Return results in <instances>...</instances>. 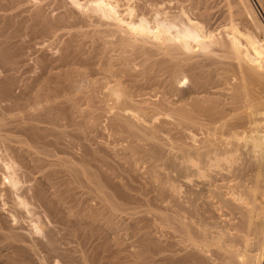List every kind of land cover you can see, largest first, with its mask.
I'll return each mask as SVG.
<instances>
[{"label":"bare ground","instance_id":"1","mask_svg":"<svg viewBox=\"0 0 264 264\" xmlns=\"http://www.w3.org/2000/svg\"><path fill=\"white\" fill-rule=\"evenodd\" d=\"M7 1L0 0V13L5 14H0L2 70L5 68L11 72L10 69L15 70L16 65L19 66L20 62L16 63V58L19 57L10 51L15 49L17 52L12 43L25 32L27 35L30 33L40 38L43 35H45L43 38H48L52 34L56 39L57 37L60 39V36L68 38L65 40L64 56L61 57L59 65L51 67L53 64L51 65L50 61H46L48 63L43 61L44 66L50 62V66L47 65L45 70L43 69L48 75L43 76L45 79L40 75L39 78L34 77L31 85H25V91H22V94L24 92L26 95L23 96L27 98L25 103L18 102L22 96L17 94L19 98L17 97V103L14 101L13 108L20 112L21 118H18L19 115L14 121L19 119L24 121V125L18 126L21 124V122L18 124V121L15 127L20 129L16 132L20 136L14 135L16 129L11 132L10 123L8 120L5 121L9 115L6 114L7 118L1 117L2 114L0 116V240L3 237L6 240L5 246L0 249L7 251L0 261L4 259L3 264H78L76 261L79 260L75 261V257L69 255L71 250L66 253L67 251L59 248L68 241L66 239L72 237V240L69 239L72 244L75 239L74 242L83 247L94 239L92 235L96 232L97 235L106 237L109 231L114 230L113 233H116L118 229L116 227L121 229L122 226L117 225L120 222L119 225H122L123 222L118 220V216L125 208L129 211L127 212L130 217L135 214H142L141 216L145 217L155 210L151 208L154 205H151L153 201L146 198L149 194L146 186L145 192L143 188L136 192L130 187L134 191L129 189L134 193L131 194L127 192L128 190H123L126 186L122 188L124 192L117 191L114 188L118 185L111 181L113 186L116 185L111 191L110 182L107 187L105 184L108 183H103L97 173H93L88 165L81 163L85 160L76 159L80 162L76 160L73 162V157L71 160H65L67 156L65 159L54 158L56 162L51 159L56 157L53 147L58 142L51 138L54 134L46 135L49 129L43 126L42 130V124L48 123V128L53 126L49 131L55 132L57 137L58 131L67 137L66 127L61 128L63 124H60V119H68L72 124L70 126L68 123L69 127L73 128L74 125L78 129L79 135L74 134L84 136L89 133H85L88 128L83 130L81 126L86 125L87 121L80 125L79 118V121L85 117L93 119L92 121L95 120L96 123L91 121L90 124L97 125L98 118L106 117L107 120L104 122H109L110 130L122 133L121 138L126 134L128 142L132 140L133 144L129 143L126 148L129 154L135 151L136 155L139 150L140 154L143 153L145 156L144 159L149 157L164 162V165H171L172 169L176 170L175 182L179 184L177 191L173 189V193L176 191V194L173 197L174 205L169 210L171 212L164 213L167 208L169 209L166 206V209L160 208L163 213H155L158 215L160 227L163 226L164 230L165 228L173 230L171 232L178 242L174 239L175 244L162 242L157 243L159 246L156 245L149 235L150 232H143L144 227L141 228L143 225L146 226L147 220L150 223L149 219L147 217V220L142 219L145 222L140 226L141 218H133L134 223H130L133 229L131 231L137 239V244L142 247L138 253L134 251L135 258L137 257L134 260L135 264H147L152 258L155 259L151 253L154 245L158 246L154 251L161 252L160 259L153 260L157 264L159 261L160 264H264V24L250 0H225L228 11L224 16H217L218 13L212 12L214 9H210L207 0H50L52 2L50 5L54 1L56 6L53 10L56 8L65 11L49 21L46 17L48 15L44 14L46 11H43L45 6L42 8L39 4L31 11L34 16L29 13L30 18L27 17V22L23 20L25 17L20 19L22 22L18 19L19 16H16L18 20H15L14 13L10 11L13 4L11 6L8 1V5L11 6L8 8ZM173 1L175 5L172 7ZM260 1L264 6V0ZM68 5L71 8H67ZM7 8L10 9L11 16L9 12L5 13ZM28 22L33 24L28 25ZM29 29L33 34L27 31ZM85 45H89V51L84 50ZM72 52L77 61H80L81 66L78 68L75 57H71ZM198 57L202 60L197 59ZM72 65L76 67L73 68ZM58 68L63 70L53 71ZM8 84L7 87L10 85ZM7 89L0 90L1 104L3 99H6L5 104L11 103L8 99L11 95L12 102L15 100L14 93ZM24 97L20 100H25ZM81 102L84 103V108L81 107L83 104ZM6 106L1 107H4V110ZM10 108L8 106L6 110ZM13 108L12 111H15ZM43 112L48 115L45 117ZM15 114L18 115L17 112ZM10 115L12 118L9 121L15 123L16 121L12 120L15 116L11 113ZM62 122L66 124V121ZM4 125H7L6 127L9 125L10 130L7 128V131L15 137L6 134L8 132ZM45 128L47 132H44ZM64 131L66 132L63 133ZM162 134L173 136L170 146L176 151L174 154L172 153L174 151H170L172 153H169L170 155L167 154L168 144L164 143ZM48 137L55 140V144ZM184 138L186 141L191 139L192 143L186 144ZM61 140L63 139L59 141ZM143 143L148 144L144 146V150ZM58 146L62 147L63 153L68 148L62 143ZM146 146L149 148L145 149ZM129 148L132 150L129 151ZM62 150L55 151L59 154ZM81 154L84 155L85 152ZM138 154L137 160L143 157L142 154L140 157ZM98 155L90 156L97 158L100 156ZM100 157L103 158L102 155ZM95 158L93 160H96ZM108 160L105 159L104 163L98 161L105 164ZM94 166L95 164L92 167ZM118 169L112 167L111 170L117 172ZM64 175L67 178L71 177L73 180L70 179L69 182H73L67 183V178L63 179ZM108 175L112 176L109 172ZM153 176L152 179L157 178ZM118 177L119 175L117 177L115 175V178ZM79 186L87 187L88 191L83 192L90 196L87 197V193H84L86 196L81 195L83 192L78 190L83 188ZM114 190L128 198L130 202L124 200L127 204L130 203L128 205L130 207L120 203L123 199H118V202ZM75 191L76 194L81 193L77 205H81L80 199L83 196L86 200H92L90 197L93 196L94 200L88 202L91 204L97 198L100 210L97 206V209L91 206L90 208L94 207L95 211H92L93 208L90 209L92 213L90 216L88 214L90 210L86 209L89 206L84 210L83 204L81 207L79 205L83 211L77 209ZM158 197L154 199L156 205ZM151 199L153 200V197ZM86 200L83 201L88 203ZM148 200L151 206L146 202ZM133 201H136L138 206ZM79 210L88 212L86 216H89V220L86 221L85 212L82 215ZM99 222L106 225L100 227ZM53 224L58 228L60 226L62 234L66 229L65 234L68 238L65 234L62 237L66 238L65 241L62 242L61 233H57L60 230L56 232L58 236L54 232L55 228L53 231L47 228ZM94 226H99L97 229L100 231L95 229V232ZM84 227L87 233L83 232ZM109 233L111 237V232ZM58 238L62 243L58 242ZM98 238L95 237L96 240ZM111 243L110 246L114 244ZM86 248L88 249L87 246ZM3 251L0 250V253H4ZM93 259L97 260V256ZM83 260L85 262L80 260V264H97L87 257ZM115 262L113 261L114 264ZM111 263L109 261L107 264Z\"/></svg>","mask_w":264,"mask_h":264},{"label":"rangeland","instance_id":"2","mask_svg":"<svg viewBox=\"0 0 264 264\" xmlns=\"http://www.w3.org/2000/svg\"><path fill=\"white\" fill-rule=\"evenodd\" d=\"M8 1H10V3L8 2ZM7 1V7L9 6V7H11L12 6V4H13V6L10 8V9H12V10H10V11H12L11 13H14L13 15L15 16L14 18H15V20L17 21L18 19L20 20L21 18L23 19V17H25L23 20H24V22L26 21V19H27V17H29L30 15H29V13L31 14V11L34 9V8H36L37 6H39V4L40 5H42V8H43V6H45L44 8L46 9V10H44V8H43V11L45 12L44 14H45V16H46V14L48 15V16H46V17H48L47 19L49 20V21H52L53 19H55L58 15L57 14H59V13H61V12H63V11H65V10H63V9H57L56 10V8H54V10H53V7H56V6H54L55 4H54V1H53V4L52 5H50L52 2L50 1V0H45L46 1V3H48L47 5L49 6H47L46 4H45V2L42 0V2H43V4H42V2H39L40 0H15V1H13V0H8ZM59 1H61V0H59ZM16 2V3H15ZM56 2H58V1H55V3ZM176 2V1H175ZM250 2H251V4H252V6H253V8L255 9V11H256V13H257V15L260 17V20L262 21V23L264 24V6H262L261 4V1L260 0H250ZM8 3L11 5H8ZM207 3H208V5H210V9L211 10H213L212 12H216V14H217V16H224V15H226L227 14V11H228V9H227V6H226V3H225V0H207ZM175 5V3H174V1H173V3H172V7ZM165 5V4H164ZM166 5L168 6V7H171V6H169V3L167 4L166 3ZM176 5H177V3H176ZM69 7H67V8H71V6L70 5H68ZM8 7V8H9ZM14 7H16V8H14ZM41 7V6H40ZM166 7V6H165ZM212 7V8H211ZM8 8H7V11L5 12V13H7V12H9V10H8ZM67 8H65V9H67ZM74 9V8H73ZM14 10V11H13ZM36 10V9H35ZM56 10V11H55ZM76 10V9H75ZM26 12V13H25ZM35 12V11H34ZM78 12V11H77ZM4 13V12H3ZM3 13H0V14H2V15H5V14H3ZM15 13H18V14H15ZM10 16H11V14H10V12L8 13ZM8 14H6V15H8ZM20 14V15H19ZM33 14V13H32ZM31 14V15H32ZM221 14V15H220ZM8 15V16H9ZM12 15V16H13ZM22 15V16H21ZM16 16H19V18L18 17H16ZM33 16H34V14H33ZM33 16H32V18H33ZM1 18V17H0ZM18 18V19H17ZM30 18V17H29ZM34 19V18H33ZM50 19H52V20H50ZM0 20H2V19H0ZM29 20V19H28ZM30 20H32V19H30ZM21 21V20H20ZM19 21V22H20ZM22 22V21H21ZM27 22V21H26ZM32 22V21H31ZM29 23L30 22H28V25H29ZM33 24V23H32ZM31 23H30V25H32ZM28 32H31V34H33V32H32V30L30 31V29L29 30H27ZM25 32V31H24ZM23 32V33H24ZM26 33V32H25ZM24 33V34H25ZM22 34L21 36H19V37H21V38H17L16 39V42H13L12 44H13V46L14 47H16L17 48V52L19 53H17L16 51H15V49H14V47H12L11 46V44H10V46L12 47V49H14V51H10V52H13V54H15L16 56H18L19 58H16V56H15V58H16V63L18 64V62H20V64H19V66L18 65H16L17 67L15 68V70L17 69V71H15V70H11L10 69V71L12 72H9L8 70H5V68L2 70L1 68H0V90H1V88L3 89H7L8 87V91H9V89H10V93H14L13 94V97L15 98V100H13V102H12V95L10 96V97H8V99L11 101V103L9 102V101H7V102H9V103H7V104H5L6 103V99H3L1 102H2V104L0 103V112H2V113H0V116H1V114H2V116L1 117H3V118H7L8 117V115H9V118H7V119H5V121L6 120H8V122L10 123V129H11V132L12 131H14L16 128L15 127H17V125L18 124H20V122H21V124L20 125H18V126H22V124L24 125V121L22 122V121H17V120H15L14 121V119H16V117H18L20 114V112H18L16 109H14L13 108V106H15V103H14V101L17 103V101L16 100H18L17 99V97L19 98V96L18 95H20V96H22L20 99H22L24 96H26L25 95V93L23 92V94H22V91L26 88L25 87V85H27V86H29V85H31L32 84V82L31 81H33L35 78H39L38 76L40 75L41 77H46V75H48V74H46V73H48L47 71H45L44 72V70H45V67L48 65V64H45L46 66H44V64H43V61L44 62H46V61H50L51 62V65L53 64V66H51V67H55L54 65H59V61H60V59H62L61 57H63L64 56V52L63 51H65L64 50V48H63V46L65 45V43H66V41L65 40H67V38L65 39L64 38V36H60L61 38L59 39V37H57V39H56V37H54L55 35H51L50 37L48 36V38H43L45 35H43V37L41 36V38L39 37V36H36L35 37V35H30V33H28V35L27 34ZM36 35H37V33H36ZM39 35V34H38ZM48 35H50V34H48ZM24 36V37H23ZM65 36H67V35H65ZM28 37V38H27ZM46 37H47V35H46ZM24 38V39H23ZM46 39V40H45ZM112 40H113V38H112ZM15 41V40H14ZM23 41V42H22ZM27 42V43H26ZM22 43V44H21ZM63 44V45H62ZM25 45V46H24ZM9 46V45H8ZM9 46V48H10V50H11V47ZM34 48H33V47ZM87 46H88V48H87ZM85 45V47H84V50H90V47H89V45ZM61 48L63 49V50H61ZM30 50V51H29ZM88 51H85V52H87L88 53ZM24 52V53H23ZM17 53V54H16ZM21 54V55H20ZM26 54V55H25ZM118 53H116V55H117ZM31 55V56H30ZM46 55H48V56H46ZM62 55V56H61ZM65 55H66V53H65ZM72 55H74V56H72ZM71 57L73 58V57H75V54H73V52L71 53ZM44 58V59H43ZM38 59V60H37ZM197 59H199V60H202V58L200 57H198ZM40 62V64L38 65V62ZM39 60H41V61H39ZM75 61H77L78 59H76V57H75V59H74ZM139 60V59H138ZM137 60V61H138ZM24 61V62H23ZM53 61V62H52ZM50 62H49V65L48 66H50ZM140 61H138V63H139ZM46 63H48V62H46ZM41 64H42V66H41ZM75 64H77L78 66L76 67V65L75 66H71V67H76V68H78L79 66H81V64H80V61H77V62H75ZM80 64V65H79ZM23 66V67H22ZM29 66V67H28ZM43 66H44V68H43ZM138 66V65H137ZM26 67V68H25ZM32 67V68H31ZM38 67V68H37ZM57 67V66H56ZM138 67H141V66H138ZM40 68V69H39ZM42 68V69H41ZM67 68V67H66ZM81 68V67H80ZM7 69V68H6ZM44 69V70H43ZM140 68H138V70H139ZM5 70V71H4ZM56 70H58L57 72H59L60 70H63V69H54L53 71H55L56 72ZM135 70H137V68L135 69ZM7 71V72H6ZM27 71V72H26ZM4 72H6V73H4ZM35 72V73H34ZM42 72H44V73H42ZM8 73V74H7ZM39 73V74H38ZM4 74V75H3ZM41 74H45V75H41ZM14 76V77H13ZM3 77V78H2ZM12 77H13V79H12ZM35 77V78H34ZM43 77V79H45ZM6 78H7V80H6ZM8 78H10V79H8ZM19 80H18V79ZM28 78V79H27ZM34 78V79H33ZM43 79H41V80H43ZM9 80V81H8ZM14 80V81H13ZM18 81V82H17ZM22 81V82H21ZM29 83H28V82ZM3 82V83H2ZM5 82V83H4ZM13 82V83H12ZM30 82H31V84H30ZM7 83H9L8 85V87L6 86V84ZM12 83V84H11ZM25 83V84H24ZM5 85V87H3L4 85ZM12 85V86H11ZM10 86H11V88H10ZM25 87V88H24ZM16 88V89H15ZM186 88V87H185ZM220 88H222V87H220ZM28 89V88H27ZM26 89V92L28 91ZM6 90V91H7ZM11 90H13V91H11ZM25 91V90H24ZM10 93H9V95H10ZM21 93V94H20ZM18 94V95H17ZM24 95V96H23ZM18 100V102L19 101H21L22 103H25L26 102V100H27V98H25L24 97V99L25 100ZM4 101H5V103H4ZM21 102H20V104H21ZM4 103V104H3ZM14 105H13V104ZM81 103H83V102H81ZM12 105V106H10V105ZM7 105V106H6ZM84 103L83 104H81V107H83L84 108ZM1 106H6V108H8V106H9V108L10 107H12L13 108V110H15V111H12V108H10V109H8V110H6V108L3 110V108L4 107H1ZM80 107V108H81ZM87 106L85 105V108H86ZM10 110H11V112H10ZM6 113H5V112ZM8 112H10L13 116H15V118L13 117V121L15 122V123H13V122H11V120L9 121V119H11L12 118V116L10 115V113H8ZM13 112V113H12ZM17 112V114L18 115H16L15 113ZM3 113H5V114H3ZM44 113V112H43ZM43 113H42V116H43ZM6 114H8V115H6ZM44 115H45V117H46V115H48L47 113H44ZM5 116V117H4ZM81 117V116H80ZM18 118H21V115L18 117ZM81 118H83V117H81ZM101 118H103L102 119V121L100 120ZM101 118H98L97 119V121H98V123H97V125L96 124H93V125H91L90 124V122L93 120H91V119H88V118H86L85 117V119L83 120V119H81V121H79L80 120V118L78 119V117H77V119H78V122H80V125L81 124H85V121H87L86 122V125H83V126H81V128H83V130H85V129H87L88 128V130H85V133L86 132H89V133H87L86 135H84V136H76V135H79V132H77L78 131V129L73 125V128L72 127H69V125L71 124L70 122H69V120L68 119H64V120H62V119H60L61 121H66V124L65 123H61V121H60V124H63V125H61V128H65L66 127V131H67V133L68 134H66V136L67 137H65V136H63V135H65V134H62V132H60V131H58L59 133H58V137H57V134H55V132L53 133V131H49L52 127H50V128H48L49 126H47V124H42V130L44 129V127L43 126H46L47 127V129H49L48 130V132H47V130H46V128H45V130H44V132H47V134L46 135H48V136H51V134L50 133H52V135L54 134V136H51V138L53 137L58 143H56V145H54L55 144V140H52L50 137H48V139L49 140H51V141H53V145H54V147H60V148H57L58 149V152L60 151V150H62V147L61 146H58V145H60L61 143L62 144H64V146L67 148V150H65V147H63L64 148V153L66 154H64L63 153V150H62V152L61 153H59V154H57L58 152L57 151H55V150H57L56 148H54L53 147V149H55L54 150V153H55V155H56V157L54 156L53 158H51V159H53V160H57V157H60L61 159L64 157V159H65V157L67 156V158L65 159V160H71V158H72V161L74 162L76 159H79V160H85V162H81V163H84V164H86V165H88V167L89 168H91V170H92V172L93 173H97V175L99 176V178H101V181H104L103 183H108V182H110V184L112 185V183H111V181L113 182V184H116V185H118L117 187H115L116 185H112L111 187H109V189L111 190V191H113V188L114 189H117V191L119 190H121V192H124L125 190H128L127 192H130L131 194H134V193H132V192H134L133 191V189L134 190H136V192H137V190H140V189H144L145 188V186H146V188L145 189H148V191L147 190H143L144 192L145 191H147L148 193H146V195L148 194V196H150V197H146V198H148L152 203H151V205H153V206H151L150 205V201L148 200V201H146V202H149V205L151 206V208H152V210L153 209H155V210H151L152 212L151 213H148V214H146L145 215V217H142L141 215L142 214H135V215H133L132 217H130L129 216V211L127 210V208H125L124 209V212H125V214H124V212H122V213H120V217L118 216V220L119 221H122L123 223H124V225H123V223H122V225H119V224H121V222L117 225V226H122V228L120 229L119 227H116V233H113V232H115L114 230H112V231H109V232H111V237L109 236L110 235V233L109 232H107V236L106 237H104V236H102L101 237V235H97L96 233H98V232H96V230H98V231H100V229H97V228H99V226H94V227H96V228H94V231L96 232V233H94L92 236H93V238L95 239V237L96 238H98V237H100V238H98L97 240L95 239H90V240H92L94 243H96V244H94L92 241H90V243H88V244H84V245H86L87 247H88V249L86 248V246H83V247H81V245L80 244H78L77 242L75 243L74 241H75V239H73V244H72V242L69 240V239H71L72 240V237H67L68 235L67 234H65L67 231H66V229L65 230H63V232L65 231V233H63L62 234V230H61V228H60V226L59 225H57V226H59V228L58 227H55V224H53V225H48V227L47 228H49L50 230H52L53 231V229L55 230L54 232L56 233L58 230H60V232H57V233H61V238L64 236V234L66 235V237L68 238V239H66L65 237V239L66 240H68V241H65L64 240V238H62L63 240H62V242L63 241H65V243H63L62 244V246H60V243H62L61 242V239H59L58 238V242H60L59 244H58V246H60L59 248L61 249V250H65V251H67L66 253H69V251H70V256H74L73 258L75 259V261L76 260H81V261H83V262H85L83 259L85 258V257H87V258H89V259H92V260H94L93 258L95 257L96 258V256H97V260H98V257H99V259L101 260V261H103V263L104 264H107L109 261H110V263L111 264H114L113 263V261L115 262H117V260H118V262H117V264H120L121 262H122V264L123 263H125V264H135V261L134 260H136V258H135V256H136V251H137V253L139 252V251H141V249H142V247L140 246V244H137V239H135L136 237L135 236H133V233H132V231H133V229H132V226H130V223L132 224V223H134V221H133V218H141V222H140V226L143 224L142 222H145L144 220H147V218L149 219V221H150V223L148 222V220H147V224L145 223V225L146 226H142L141 228H143L142 229V231L143 232H150L149 233V235H151L150 237H151V239L153 240V241H155V243H156V245H158V244H162V242H163V244H175V242L177 241L178 242V240L174 237V235H173V232H171V231H173V230H171L170 231V229L168 230V228H165L166 230H164V227L162 226V227H160L161 226V224L159 225V221H158V215H156V214H159V213H163V210L162 209H164L166 206L167 207H169V209L167 208H165L166 209V211H164V213H166L167 211H169V210H171L170 209V207H173V205H174V198L173 197H175L174 195L176 194V191L178 190L177 188L179 187V186H177V185H179V184H177L175 181V178L177 177V176H175V168L174 169H172V166L171 165H164V162H162V161H159V160H157V159H155V160H157L156 162H155V160L154 159H152V158H149V157H147V158H145L144 159V157L145 156H143V153H141L140 154V151L138 150L137 151V154H138V152H139V154H138V156L139 155H141V156H143V157H140V159L139 160H137L138 158H137V154L135 155V151H132V153H134V155L135 156H133V154L130 152V154H129V152L128 151H126V148L129 146V143L130 144H133L132 143V140L130 139V141L128 142V140H129V138H127V136H126V134H123V135H125L126 136V138H125V136L124 137H120V136H122V133H118V132H113L112 130H110V128L108 127L109 126V122H107V121H105L104 122V120H107V118L105 117H101ZM76 119V120H77ZM88 119V120H87ZM4 121V123H8V122H5ZM68 121V122H67ZM17 122H18V124H17ZM25 122H27V120L25 121ZM93 122V121H92ZM91 122V123H92ZM94 122L96 123V121L94 120ZM93 122V123H94ZM68 123H70V124H68ZM90 124V125H88V124ZM107 123V124H106ZM64 124H65V126H64ZM68 124V127L66 126ZM159 124V123H158ZM95 125V126H94ZM7 125H4V127L6 128H4L6 131L9 129L8 127H9V125H8V127H6ZM51 126V125H50ZM70 126H72V124L70 125ZM84 126H86L85 128H84ZM90 126H94L93 127V129H91L90 128ZM97 126V127H96ZM8 128V129H7ZM19 128V127H18ZM61 128H59V130H63V129H61ZM74 128H76V129H74ZM9 129V130H10ZM13 129V130H12ZM70 130V131H68V130ZM75 131H74V130ZM89 129H91V130H89ZM18 130V131H17ZM19 130L20 129H16L15 130V133H14V135H16V136H20V134L18 135L16 132H19ZM6 131H3L4 133L6 132ZM66 131H64L63 133H65ZM94 131V132H93ZM8 132V131H7ZM10 131L8 132V133H6V134H8L9 136L12 134ZM9 133H11V134H9ZM72 133V134H71ZM74 133H78V134H74ZM91 133V134H90ZM106 133V134H105ZM42 134H45V133H42ZM50 134V135H49ZM60 134H61V136H60ZM121 134V135H120ZM14 135H11V136H14ZM69 135H70V137H69ZM90 135V136H89ZM94 135V136H93ZM162 135H164L163 136V140L165 141L164 143H167L168 144V146H167V154H174L176 151L175 150H173L172 148H171V144H172V141H173V136L172 135H169V134H162ZM169 135V136H168ZM56 136V137H55ZM60 136V137H59ZM93 136V137H92ZM117 136V137H116ZM15 137V136H14ZM62 137V138H61ZM78 137H80V138H78ZM84 137H87L86 139L84 138ZM58 138V139H57ZM74 138V139H73ZM77 138V139H76ZM83 138H84V140H83ZM93 138V139H92ZM60 139H63V140H61V142L59 141ZM80 140V141H79ZM123 140H124V142H123ZM189 140V139H188ZM191 140V139H190ZM186 141V139L184 138L183 139V141L186 143V144H190V143H192V141ZM55 141V142H54ZM81 141H83V142H81ZM174 141H176V136H175V139H174ZM99 142H100V144H99ZM75 143V144H74ZM89 143V144H88ZM79 144V145H78ZM96 144V145H95ZM104 144V145H103ZM118 144V145H117ZM127 144V145H126ZM140 144V143H139ZM138 144V145H139ZM147 143H143L142 144V148H143V150H144V146L146 145ZM2 145V144H1ZM76 145V146H75ZM101 145H103V146H101ZM110 145V146H109ZM148 145V144H147ZM3 146H4V144H3ZM63 146V145H62ZM84 146H85V148L86 149H84ZM89 146H90V148H89ZM131 146V145H130ZM141 146V145H140ZM72 147V148H71ZM75 147V148H74ZM124 147V148H123ZM88 148V149H87ZM91 148H94V149H91ZM97 148V149H96ZM112 148V149H111ZM120 148V149H119ZM149 148V146L147 147H145V149H148ZM169 148H170V150H169ZM123 149H125V151L123 150ZM172 149V150H171ZM69 150H70V152H69ZM108 152H107V151ZM111 150V151H110ZM121 150V151H120ZM132 150V149H131ZM130 150V148H129V151H131ZM92 151H95L94 153L92 152ZM172 151H174V152H171ZM67 152H69V153H67ZM79 154H77V153ZM85 152V154L83 155V154H81V153H84ZM99 152V153H98ZM126 152V153H125ZM143 152V151H142ZM76 153V154H75ZM87 153H91V154H87ZM93 153V154H92ZM62 154V155H61ZM68 154H70V155H68ZM71 154H73L72 156H71ZM94 154H99L100 156L102 155L103 156V158L102 157H100L99 155V157H100V159H97V158H99V157H97V158H95L96 160H93L94 158H93V156H90V155H94ZM108 156H107V155ZM169 154V155H170ZM59 155V156H58ZM62 157H61V156ZM82 156V158H81V156ZM107 156V157H106ZM110 156V157H109ZM133 156V157H132ZM69 157V158H68ZM88 157V158H87ZM93 158L92 160H90L91 158ZM105 157V158H104ZM109 157V158H108ZM115 157V158H114ZM55 158V159H54ZM128 158V159H127ZM135 158V159H134ZM142 158L144 159V160H142ZM86 159H87V161H86ZM101 159H103V160H101ZM105 159L107 160V159H109L108 161H106L105 162V164H102L101 162H103L104 163V161H105ZM114 159V160H113ZM149 159H151V160H149ZM52 160V161H53ZM56 160L54 161V162H56ZM90 160V161H89ZM101 161V162H99V161ZM130 160V161H129ZM135 160V161H134ZM150 162H149V161ZM154 160V161H153ZM77 161V160H76ZM92 161H93V163H92ZM110 161V162H109ZM127 161V162H126ZM142 161V162H141ZM147 161V162H146ZM78 163L80 162V161H77ZM77 162H75V163H77ZM99 162V163H98ZM137 162V163H136ZM88 163V164H87ZM92 163V164H91ZM110 163H112L111 165H110ZM154 163V164H153ZM91 164V165H90ZM95 164V166H96V168H94V167H92L93 165ZM100 164V165H99ZM114 164V165H113ZM113 165V166H112ZM141 165V166H140ZM119 166V167H118ZM135 166V167H134ZM151 166V167H150ZM152 166H154L153 168H152ZM99 167V168H98ZM112 167H114V169L115 170H117L118 168V173L117 172H114V170L112 171L111 169H112ZM115 167H117V169L115 168ZM132 167V168H131ZM171 167V168H170ZM126 168V169H125ZM148 168V169H147ZM104 169V170H103ZM109 169V170H108ZM130 169V170H129ZM156 169V170H155ZM103 170V171H102ZM127 170V171H126ZM153 170H155V171H153ZM158 170V171H157ZM112 171V172H111ZM121 171V172H120ZM162 171V172H161ZM105 172V173H104ZM107 172V173H106ZM108 172H109V174H112V176L114 177V178H112V176L111 175H108ZM152 172V173H151ZM115 173V174H114ZM140 173V174H139ZM150 173V174H149ZM102 174V175H101ZM104 174V175H103ZM119 175V177L118 178H115V175H116V177ZM131 174V175H130ZM160 174V175H159ZM69 175V174H68ZM67 175V176H68ZM107 175V176H106ZM145 175V176H144ZM148 175V176H147ZM153 175H155V176H153V178H158L159 176V178L157 179H152V176ZM172 175V176H171ZM101 176V177H100ZM106 176V177H105ZM151 176V177H150ZM171 176V177H170ZM66 177V175H64V177H63V179ZM103 177H105V178H103ZM107 177L110 179V181H109V179H107ZM143 177V178H142ZM170 177V178H169ZM173 177V178H172ZM67 178V177H66ZM144 178H145V180H144ZM166 178V179H165ZM71 179V177H69V178H67L66 179V181H67V183L69 182V180ZM104 179H107V180H104ZM112 179H114V180H112ZM120 179V180H119ZM124 179V180H123ZM144 180V181H142V180ZM159 179H161V180H159ZM71 180H73V179H71ZM153 180V181H152ZM156 180V181H155ZM114 181H115V183H114ZM163 181V182H162ZM71 182H73V181H70L69 183H71ZM116 182H119L118 184L116 183ZM135 182H137V183H135ZM139 182H141V183H139ZM149 182V183H148ZM151 182V183H150ZM153 182V183H152ZM154 182H155V184H154ZM158 183V184H157ZM84 184V183H83ZM109 183L108 184H105L107 187L110 185ZM121 184V185H120ZM141 184V185H140ZM152 184H154V185H152ZM157 184V185H156ZM80 185V184H79ZM82 185V184H81ZM85 185V184H84ZM129 185V186H128ZM149 185H150V187H149ZM160 185V186H159ZM173 185V186H172ZM122 186H124V187H122ZM125 186H126V189H123L122 190V188H125ZM127 186L129 187V188H127ZM156 187V188H153V187ZM158 186H159V189H158ZM165 186V187H164ZM168 186V187H167ZM172 186V187H171ZM177 186V187H176ZM130 187H132L133 189H131ZM140 187V188H139ZM79 188H83V189H80V190H78V192L79 191H81V192H83V191H88V188L86 187H83V186H79ZM85 188V189H84ZM121 188V189H120ZM139 188V189H138ZM166 189V190H163V189ZM87 189V190H86ZM132 191H130V190ZM150 189V190H149ZM154 189H155V191H154ZM176 190L175 191V194L173 193L174 192V190ZM162 190V191H161ZM77 191V190H76ZM76 191H75V201H76V205H77V199H79L80 197H81V195H85L87 192H83V194H81V193H78V194H76ZM115 191V190H114ZM142 191V190H141ZM140 191V192H141ZM142 191V192H143ZM152 191V192H151ZM127 192H125V193H127ZM135 192V193H136ZM139 192V191H138ZM85 193V194H84ZM114 193H118V192H114ZM150 193H153V194H150ZM156 193V194H155ZM162 193V194H161ZM81 194V195H80ZM145 194V193H144ZM143 194V197L145 198V195ZM167 194H169V195H167ZM87 195V197H89L90 195H88V193L86 194ZM85 195V196H86ZM115 195V194H114ZM119 195V196H118ZM158 195H159V197H158ZM160 195H162V196H160ZM117 197V200L119 199V200H121V199H123V201H120V203H122V204H124V206H128L130 203H126V201L128 200V198H124L125 197V195L123 194V195H121V193L120 194H117L116 195ZM120 196H122V197H120ZM158 197V200L156 201L157 202V205H156V203H155V200L157 199V197ZM177 196V195H176ZM77 197V198H76ZM79 197V198H78ZM119 197V198H118ZM153 197V200L151 199ZM161 197L163 198V199H161ZM169 197H171V199H172V201H170L171 199L169 198ZM90 198H92V200H94L93 199V196H91ZM156 198V199H155ZM177 198V197H176ZM88 199V198H87ZM126 201H125V200ZM155 199V200H154ZM165 199V200H164ZM81 200V205H80V207L81 206H83V204L85 205V207H84V210H85V208L87 207V206H89V207H87L86 209H92V211H95L94 210V207L97 209V207L99 208L100 206H97V205H100V202H98L97 203V201H98V199L97 198H95V201L94 202H91V204H89V202H88V200H91V199H88V200H86V198L83 196V198H81L80 199ZM86 200L88 203H85L84 201ZM91 200V201H92ZM119 200H118V202H119ZM146 200V199H145ZM162 200V201H161ZM163 200H164V202H163ZM129 201V200H128ZM170 201V202H169ZM95 202H96V204H95ZM130 202V201H129ZM134 203L136 202V201H133ZM163 203V204H162ZM167 203V204H166ZM74 204H75V202H74ZM138 204V203H137ZM136 203H135V205H137ZM145 204V203H144ZM160 204V205H159ZM79 205H77L76 206V208L77 209H80L79 208ZM145 205H147V203L145 204ZM148 205V207L150 208V206ZM159 205V206H158ZM162 205V206H161ZM165 205V206H164ZM172 205V206H171ZM91 206H94V207H92V208H90ZM97 206V207H96ZM126 206V207H127ZM134 206V205H133ZM138 206V205H137ZM137 206H135V207H137ZM157 206V207H156ZM128 207H130V206H128ZM154 207V208H153ZM161 207H163L161 210H160V208ZM145 208V207H144ZM147 208V207H146ZM150 208V209H151ZM81 211H83V209H80ZM79 210V211H80ZM99 210H100V208H99ZM99 210H97V211H99ZM147 210V209H146ZM156 210L158 211V212H156ZM80 211V213L83 215L84 214V212H81ZM87 211V210H86ZM128 211V212H127ZM131 211V210H130ZM160 211H162V212H160ZM90 213H88V214H90V216L92 215V213H91V210L89 211ZM169 212H171V211H169ZM86 212H85V216H84V218H85V220L87 221V220H89V216H86V214H87ZM133 213V212H132ZM156 213V214H155ZM87 214V215H88ZM121 214H123L122 215V217H121ZM131 214V213H130ZM153 214H155V215H153ZM152 215V216H151ZM128 216V217H127ZM144 216V215H143ZM130 217V218H129ZM147 217V218H146ZM125 218H128V219H125ZM123 219V220H122ZM125 219V220H124ZM142 219H144L143 221H142ZM117 220V221H118ZM126 220H127V222H126ZM156 220V221H155ZM125 221V222H124ZM153 223V224H152ZM99 224L101 225L100 227H102V225L104 226V222H103V224L102 223H100L99 222ZM24 225H26V224H24ZM23 225V227H25ZM106 225V224H105ZM150 225V226H149ZM153 225H154V227H153ZM152 226V227H151ZM52 227V228H51ZM106 227V226H105ZM146 227H148V228H146ZM151 227V228H150ZM156 227V228H155ZM58 228V229H57ZM104 228V227H103ZM129 228H131L130 230H129ZM150 228V229H149ZM84 229H85V227H84ZM82 229L83 230V232H85V231H87V229ZM96 229V230H95ZM148 229V230H147ZM160 229V230H159ZM132 230V231H131ZM144 230H147V231H144ZM151 230V231H150ZM131 232V233H130ZM56 233V234H57ZM85 233H87V232H85ZM152 233V234H151ZM160 233V234H159ZM162 233V234H161ZM166 233V234H165ZM169 235H168V234ZM68 234H69V231H68ZM122 234V235H121ZM154 234V235H153ZM157 234V235H156ZM58 236H59V234H57ZM95 235V236H94ZM162 237H160V236ZM167 235V236H166ZM129 236V237H128ZM173 238H172V237ZM1 237V236H0ZM153 237V238H152ZM171 237V238H170ZM4 238V237H3ZM3 238H1V240H0V242L2 243L3 242V244H1L0 243V248H3L5 245V243L6 242H4V241H6L5 240V238H4V240H3ZM125 239V240H123V239ZM156 240H155V239ZM161 240H160V239ZM102 239V240H101ZM111 239V240H110ZM114 239H116V240H114ZM118 239H120L119 241H118ZM131 239V240H130ZM174 239L176 240L175 242H173L174 241ZM99 240H101L100 242H99ZM112 240H114V242L112 241ZM151 240V241H152ZM164 240V241H163ZM70 241V242H69ZM112 242L111 244H116V245H111L110 246V242ZM116 241H118V242H116ZM135 241V242H134ZM152 241V242H153ZM170 241V242H169ZM68 242V243H67ZM104 242H107V244H103ZM109 242V243H108ZM173 242V243H172ZM74 243H75V245H74ZM99 243V244H98ZM118 243V244H117ZM121 243V244H120ZM123 243V244H122ZM154 243V242H153ZM154 243V244H155ZM158 243V244H157ZM72 244V245H71ZM153 244V245H154ZM69 246V248H68V246ZM98 245V246H97ZM107 245H109V247H105V246ZM123 245V246H122ZM127 245V246H126ZM156 245H154V249H155V247H156V249H158L157 247L159 246H156ZM75 246V247H74ZM133 246H134V248H133ZM74 249H73V248ZM117 249H116V248ZM119 247V248H118ZM120 247H121V249H123L122 250V252H121V249H120ZM124 247V248H123ZM141 247V248H140ZM75 248H76V250H75ZM84 248V249H83ZM97 249L98 251H96L95 249ZM103 250H102V249ZM108 248V249H107ZM77 249L79 250V251H77ZM81 249H83V250H81ZM107 249V250H106ZM137 249H139V250H137ZM154 249L153 248H151V253L152 254H154V255H152L155 259L156 258H158V260L160 259L159 258V255L161 256V252L160 251H157V250H155L154 251ZM0 250H2L3 251V249H0ZM75 250V251H74ZM93 250H94V255L92 254V252H93ZM114 250V251H113ZM125 250H126V252H125ZM77 251V252H76ZM84 251V252H83ZM134 251H135V253H134ZM153 251V252H152ZM4 253H0L1 255H0V258H2V255L4 256L5 255V253L7 252V251H3ZM132 252V253H131ZM71 253L73 254V255H71ZM74 253H76V254H74ZM97 255H96V254ZM115 253H117V254H115ZM129 253V254H128ZM7 254V253H6ZM92 255L93 256V258H92V256H89V255ZM108 254V255H107ZM118 254H120V255H118ZM123 254V255H122ZM132 255H134V257L132 256ZM81 257V258H83V259H80L79 257ZM89 256V257H88ZM117 256H118V259H117ZM151 256V257H152ZM77 257H78V259H77ZM102 257L104 258V259H102ZM129 257V258H128ZM109 258V259H108ZM130 258H131V260H130ZM73 259V260H74ZM113 259V260H112ZM127 259V260H126ZM155 259H151V261L150 262H148V263H150V264H153V263H151V262H154V264H157L155 261ZM3 260V261H2ZM1 261H0V264H3V262L5 263V260L4 259H2ZM96 259L94 260L97 264H101L102 262L100 261V260H98L97 261ZM107 260V261H106ZM123 260V261H122ZM153 260H155V261H153ZM157 260V261H158ZM74 261V262H75ZM79 261H76V263L78 262V264H80V262ZM2 262V263H1ZM107 262V263H106ZM116 262H115V264H116ZM134 262V263H133ZM137 262V261H136ZM64 263V262H63ZM102 263V264H103ZM147 263V264H148ZM65 264V263H64ZM68 264H70V263H68ZM81 264H84V263H81ZM158 264H160V261H159V263Z\"/></svg>","mask_w":264,"mask_h":264}]
</instances>
